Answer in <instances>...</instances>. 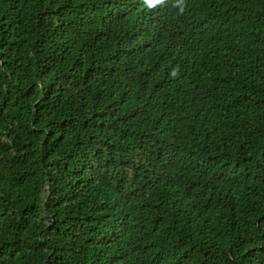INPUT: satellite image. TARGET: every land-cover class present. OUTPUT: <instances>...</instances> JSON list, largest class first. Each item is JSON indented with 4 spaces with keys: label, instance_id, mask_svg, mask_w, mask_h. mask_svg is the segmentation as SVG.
<instances>
[{
    "label": "trees",
    "instance_id": "1",
    "mask_svg": "<svg viewBox=\"0 0 264 264\" xmlns=\"http://www.w3.org/2000/svg\"><path fill=\"white\" fill-rule=\"evenodd\" d=\"M0 264H264V0H0Z\"/></svg>",
    "mask_w": 264,
    "mask_h": 264
},
{
    "label": "clouds",
    "instance_id": "2",
    "mask_svg": "<svg viewBox=\"0 0 264 264\" xmlns=\"http://www.w3.org/2000/svg\"><path fill=\"white\" fill-rule=\"evenodd\" d=\"M163 0H147V4L151 7L154 6L156 4H160L162 3ZM173 75H175V73H173Z\"/></svg>",
    "mask_w": 264,
    "mask_h": 264
}]
</instances>
